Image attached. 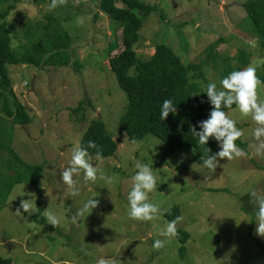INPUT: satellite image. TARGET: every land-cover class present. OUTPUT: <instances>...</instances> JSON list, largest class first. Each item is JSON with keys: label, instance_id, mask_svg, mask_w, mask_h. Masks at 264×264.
<instances>
[{"label": "rangeland", "instance_id": "1", "mask_svg": "<svg viewBox=\"0 0 264 264\" xmlns=\"http://www.w3.org/2000/svg\"><path fill=\"white\" fill-rule=\"evenodd\" d=\"M140 1L153 8L135 47L141 61H150L155 46L165 45L182 65H201L204 85L216 82L219 87L221 79L249 64L257 74H264V47L244 9L248 0ZM50 3L0 0V12L13 6L7 23L15 48L40 41L47 15L56 17L72 39L68 68L7 67L13 92L32 121L13 126L0 99V126L12 136L16 154L27 164L42 166L43 173L40 193L30 184H17L0 202V258L12 259L13 264H96L99 258L116 264H264V238L255 234V208L248 194L252 189L264 191V158L252 155L248 148L254 128L250 117L236 107L227 112L244 132L237 145L249 154L221 160L214 173L198 164L193 150L167 156L168 144L153 135L132 142L120 125L129 99L110 65L123 50L118 24L101 12V0H67L55 9L48 7ZM257 91L264 101V84ZM81 102L85 111L73 115ZM93 120L105 123L118 151L100 163L95 182L84 184L82 171L74 176L80 195L72 198L66 195L61 171ZM2 136L0 131V141ZM91 158L95 166V156ZM10 159L0 150V195L13 175L6 167ZM137 162L147 164L157 179L148 202L157 205L160 213L147 222L128 215L127 195ZM194 163L197 171L191 167ZM92 198L98 206L73 222L72 216ZM23 199L31 200V215L23 209L16 212ZM39 204L38 221L43 219L44 225L34 219L39 217ZM174 207L183 217L177 231L189 235L184 244L176 236L160 235L169 222L165 215ZM47 208L60 218L58 227L48 224ZM156 239L165 241L159 251L152 247Z\"/></svg>", "mask_w": 264, "mask_h": 264}, {"label": "trees", "instance_id": "2", "mask_svg": "<svg viewBox=\"0 0 264 264\" xmlns=\"http://www.w3.org/2000/svg\"><path fill=\"white\" fill-rule=\"evenodd\" d=\"M13 1V0H4ZM124 4L119 7L118 3ZM8 3V2H7ZM10 8L0 12V99H2L7 118L12 120L13 126H26L31 123L25 104L20 103L13 92V84L8 75L9 66H31L42 68H68L72 64L70 49L72 39L56 17L47 15L45 34L38 43L28 47L12 43L11 32L7 23ZM152 7L140 0H101L100 10L110 17L116 25V33L122 35L119 44L123 46L122 52L111 59V67L115 72L120 87L126 92L129 104L125 115L120 120L121 128L126 131L132 142H140L148 135H153L168 144L167 156L182 155L189 150L196 154L197 162L203 165L201 157L217 152V142L210 139L208 145H199L198 138L191 131V126H196L200 131L199 122L209 117L212 106L208 102L207 94L203 87L205 80L200 64L182 65L180 58L172 49L165 45H156L154 56L148 62H143L137 57L135 47L139 43V34L145 18L151 13ZM244 9L253 26V33L264 47V0H248ZM115 52L112 51V54ZM246 65V62H244ZM133 70V74H132ZM240 69H237L238 71ZM264 84V74H257ZM195 80V81H193ZM206 85V84H205ZM171 99L177 108L176 113H170L167 120H160V110L163 100ZM203 101V102H202ZM84 103L73 109L75 112L85 111ZM233 105L231 109L235 108ZM231 109L224 108L227 113ZM2 141L0 150L7 152L11 159L6 167L13 171L9 182L4 185V193L0 195V202L10 196L17 184H30L41 192L42 166L25 163L12 147V136L5 126H0ZM6 133V135H5ZM94 141L102 151L103 159L116 155L118 144L107 130L103 121L93 120L84 133L80 146L87 147L89 141ZM240 141H236L239 144ZM244 147V144L240 145ZM208 147L212 149L209 152ZM97 149L89 148L90 156H95ZM39 217L42 208L39 204ZM165 215L168 221L180 216L179 208ZM39 222V221H38ZM42 219L39 224L44 225ZM176 237L184 244L189 235L178 231ZM183 250V247L181 248ZM0 264H13L12 259L0 258Z\"/></svg>", "mask_w": 264, "mask_h": 264}, {"label": "clouds", "instance_id": "3", "mask_svg": "<svg viewBox=\"0 0 264 264\" xmlns=\"http://www.w3.org/2000/svg\"><path fill=\"white\" fill-rule=\"evenodd\" d=\"M67 4V0H51L50 9ZM82 23V20L79 21ZM202 83V82H201ZM261 81L257 76L256 68L249 64L242 70L233 71L219 81V87L216 82H209L203 85L205 93L208 97L212 109L209 117L199 122L200 131L196 126H191V133L198 138L199 145H208L210 139H215L219 145V151L207 157L202 156L203 167L211 172H216L219 162L227 159L231 161L236 158L247 156L249 153L240 148L236 141L240 139L244 132L236 126V121L229 118L224 108L231 109L236 105L239 113L245 117H250L254 128L252 130L253 142L248 145L251 154L264 158V101L258 99V86ZM203 102V101H202ZM177 108L171 99H165L162 102L159 119L167 120L170 113H176ZM89 148L97 149L95 166L91 162L92 158L88 152ZM209 152L212 149L208 147ZM194 151V149H193ZM103 161L102 151L94 141H89L87 147L77 144L71 150V159L67 166L61 171V180L66 185V195L75 198L80 195V186L75 175L83 173V183L95 182L97 174L100 171V163ZM137 171L131 177L132 183L130 191L127 195L129 204L128 215L135 221H151L154 216L160 213L157 205L148 202L149 194L152 193L157 186V179L153 175L152 169L147 164L137 162L135 165ZM193 171H197L196 164L192 166ZM101 179H105L108 184H112L110 177L101 175ZM250 203L255 208V234L264 238V191L252 189L249 193ZM99 201L94 198L87 200L81 208L72 216L73 222L82 217L89 210L95 209ZM49 208V207H48ZM45 210V217L48 224L58 227L60 218L49 211ZM20 209L31 215L34 212L30 199H23L16 212L21 213ZM169 214H171L169 210ZM183 220L182 216H176L175 219L169 221L164 229H161L160 235L165 237H175L178 234L177 225ZM251 223V222H250ZM165 246V241L156 239L152 245L154 250L159 251ZM91 255V253H86ZM96 264H116L115 260L99 258Z\"/></svg>", "mask_w": 264, "mask_h": 264}, {"label": "water", "instance_id": "4", "mask_svg": "<svg viewBox=\"0 0 264 264\" xmlns=\"http://www.w3.org/2000/svg\"><path fill=\"white\" fill-rule=\"evenodd\" d=\"M31 84H32V86H33V84H34V81H32V83H31Z\"/></svg>", "mask_w": 264, "mask_h": 264}]
</instances>
